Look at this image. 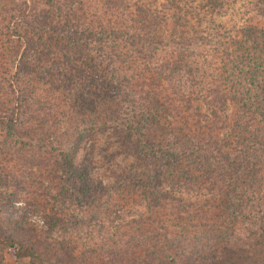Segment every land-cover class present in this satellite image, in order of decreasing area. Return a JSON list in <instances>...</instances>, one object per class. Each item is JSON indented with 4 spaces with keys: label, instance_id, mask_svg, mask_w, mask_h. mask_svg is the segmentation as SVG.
Returning <instances> with one entry per match:
<instances>
[{
    "label": "trees",
    "instance_id": "obj_1",
    "mask_svg": "<svg viewBox=\"0 0 264 264\" xmlns=\"http://www.w3.org/2000/svg\"><path fill=\"white\" fill-rule=\"evenodd\" d=\"M219 1L0 0L1 144L18 138L22 153L28 149L22 138L31 136L30 147L41 142L45 153H57L60 173L68 175L76 170L74 150L60 139L72 121L66 111L93 112V118H77L74 134L113 126L139 164L151 159L159 165L162 174L147 181L157 188L159 177L173 186L210 182L236 202L232 217L244 221V238L214 247L195 233L147 237L135 221L129 229L137 235L113 239V249L99 250L100 264H264V30L220 32L202 15ZM90 2L92 9L85 5ZM255 6L264 16V0ZM197 45L229 68L218 73L212 57L214 64H200L189 51ZM216 117L219 127L211 120ZM214 127L220 134H211ZM43 136L50 140L42 142ZM153 190L146 189L147 209L159 201ZM91 192L79 178L67 195ZM182 243L187 254L168 252ZM0 245L33 264H83L70 251L66 259L39 251L31 234L13 228H0Z\"/></svg>",
    "mask_w": 264,
    "mask_h": 264
},
{
    "label": "rangeland",
    "instance_id": "obj_2",
    "mask_svg": "<svg viewBox=\"0 0 264 264\" xmlns=\"http://www.w3.org/2000/svg\"><path fill=\"white\" fill-rule=\"evenodd\" d=\"M161 1L157 0L158 5ZM218 3L217 9H208L202 15L206 21L212 20L220 27V32L236 36L245 29L249 30V27L264 30V16L257 12L255 0H221ZM85 5L90 9L94 6L93 2ZM189 51L200 64H214L212 58H216L218 73L229 68L226 65V68L223 67L219 62L221 59L210 53L209 48L197 45ZM211 98L208 97V101ZM200 104L204 110L206 106ZM85 114L79 111V115L75 113L72 116L71 111H66V117H72V121L60 139L66 142V149L74 150L73 168L76 171L65 176L60 173L62 163L56 157L57 153L51 156L45 153L41 142L32 149L30 145L34 142L31 136L22 138L25 142L22 148H28L26 151L20 149L22 153H18V138L8 139L9 147L1 144L0 138L1 229L24 231L31 234V240L39 242V251L46 249L48 254H60L65 259V251H70V255L83 264L104 262L99 250L113 249L112 241L118 236L123 239L126 234L136 236L137 232L129 229L135 221L143 223L142 231L147 237L156 234L161 239L166 236L165 231H176L177 236L184 237L195 233L203 243L213 247L229 239L231 244L238 236L244 238V221L240 223L239 218L232 217L231 210L236 202L231 197L228 202V194L215 190L210 182L197 187L173 186L162 177H159L157 188L150 180L147 181L155 173H161L157 162L150 159L146 165L139 164L131 143L125 141L113 126L82 132L81 135L73 133L74 128L80 127L77 118L87 120L88 115L93 118V112ZM218 117L211 120L215 119L214 123L219 127ZM217 130L214 127L211 134H220ZM42 139L45 143L50 137L43 136ZM33 156L41 160L40 165L29 163L36 160L32 159ZM138 172H142L140 179ZM79 178L88 183L92 192L86 196L81 193H75L74 197L67 195L79 184ZM146 189H157L158 192L159 201L150 209L144 207L151 202L146 196ZM180 227L185 229L184 234L177 232ZM169 236L166 237L171 238ZM188 248V244L182 243L180 248L172 245L168 252L177 250L187 254ZM48 259L49 255L45 261ZM0 264L33 263L27 256L17 257L14 248L0 245Z\"/></svg>",
    "mask_w": 264,
    "mask_h": 264
}]
</instances>
